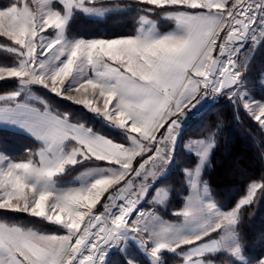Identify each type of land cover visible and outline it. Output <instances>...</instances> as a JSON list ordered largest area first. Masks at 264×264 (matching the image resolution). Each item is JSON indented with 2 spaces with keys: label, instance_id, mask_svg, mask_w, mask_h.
I'll list each match as a JSON object with an SVG mask.
<instances>
[{
  "label": "snow or ice",
  "instance_id": "snow-or-ice-1",
  "mask_svg": "<svg viewBox=\"0 0 264 264\" xmlns=\"http://www.w3.org/2000/svg\"><path fill=\"white\" fill-rule=\"evenodd\" d=\"M111 16L121 30L84 26ZM258 52L264 0H0V132L31 141L0 144V264H264L240 230L264 172L229 200L203 179L219 104L264 133Z\"/></svg>",
  "mask_w": 264,
  "mask_h": 264
},
{
  "label": "trees",
  "instance_id": "trees-1",
  "mask_svg": "<svg viewBox=\"0 0 264 264\" xmlns=\"http://www.w3.org/2000/svg\"><path fill=\"white\" fill-rule=\"evenodd\" d=\"M125 23L123 17L111 16L107 19L95 22H85L84 26L94 32L108 33L121 30ZM130 23V22H129ZM170 26L161 24V30H167ZM250 81L257 87V95L264 93V89L257 83L260 72L264 69V53L258 52L253 61ZM255 73V76L253 74ZM64 108L70 107L66 101H57L54 105ZM241 122L233 120L231 105L227 102L219 104L214 113L209 117L208 123L202 129L207 133L217 121H223V128L217 136L216 148L210 158V167L205 168L203 178L206 179L212 189L213 196L217 200H229L235 196L237 189H242L247 181V175L259 178L264 172V133L260 131L256 123L241 114ZM196 136H202L195 129ZM7 143L9 150L16 155H21L25 146H31V141L12 132H0V144ZM185 189H182V191ZM182 196L172 199L174 206L179 207ZM27 222L26 217L22 218ZM32 226V225H30ZM42 230L51 231V227L34 225ZM241 234L249 246L250 255H259L264 252V242L260 240L264 233V202L256 204L245 211L241 225ZM115 260L120 258L114 257Z\"/></svg>",
  "mask_w": 264,
  "mask_h": 264
},
{
  "label": "rangeland",
  "instance_id": "rangeland-1",
  "mask_svg": "<svg viewBox=\"0 0 264 264\" xmlns=\"http://www.w3.org/2000/svg\"><path fill=\"white\" fill-rule=\"evenodd\" d=\"M253 65L254 64H252V67H253ZM252 67H251V69H252ZM251 69H250V75H251V72H252ZM262 71H264V69ZM253 76H255V73L253 74ZM257 83H259L258 84L259 86L261 85L260 74H259V78H257ZM255 88L257 89V87H255ZM256 94H258V93H256ZM192 138H202V136H196L194 134V132L192 131ZM210 158H211V156H210ZM180 163H181L182 166L184 165V157H181ZM207 167L208 166H206V168ZM204 180H206V179H204ZM162 186L170 187L172 189V192H171L170 203L167 206L168 211L167 212L161 211V215L164 216V218L167 219V220H173L174 221L175 218L170 214L171 210L179 209L180 207H182L184 201H182L181 206L176 207V206L173 205L172 199H174V201H175V198H177L179 196H182V200H183V197L188 195V189L186 188V185L184 183V177H183L182 173L179 172V171L175 172L173 175H171L167 180H165L163 182ZM182 189H185V190L182 191ZM150 206L151 205H146V207H150Z\"/></svg>",
  "mask_w": 264,
  "mask_h": 264
}]
</instances>
